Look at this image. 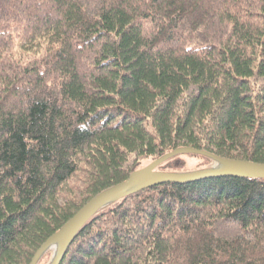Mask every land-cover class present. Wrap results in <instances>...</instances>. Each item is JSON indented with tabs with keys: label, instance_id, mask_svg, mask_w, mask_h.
<instances>
[{
	"label": "trees",
	"instance_id": "trees-1",
	"mask_svg": "<svg viewBox=\"0 0 264 264\" xmlns=\"http://www.w3.org/2000/svg\"><path fill=\"white\" fill-rule=\"evenodd\" d=\"M180 148L264 164V0H0V264ZM60 264H264V179L130 194Z\"/></svg>",
	"mask_w": 264,
	"mask_h": 264
},
{
	"label": "water",
	"instance_id": "water-1",
	"mask_svg": "<svg viewBox=\"0 0 264 264\" xmlns=\"http://www.w3.org/2000/svg\"><path fill=\"white\" fill-rule=\"evenodd\" d=\"M178 155L208 157L213 160V165L209 169L189 173H163L155 171L163 162ZM219 177L264 179V164L226 160L200 150L189 148L174 150L152 161L146 167L134 171L123 183L89 200L60 230L49 237L37 249L29 264H37L42 256L51 249H53V252L48 264H60L67 248L89 219L101 209L130 194L167 183L188 184ZM56 245L57 248H55Z\"/></svg>",
	"mask_w": 264,
	"mask_h": 264
},
{
	"label": "rangeland",
	"instance_id": "rangeland-1",
	"mask_svg": "<svg viewBox=\"0 0 264 264\" xmlns=\"http://www.w3.org/2000/svg\"><path fill=\"white\" fill-rule=\"evenodd\" d=\"M184 159H185V163H186V166H187L188 169L196 168V166L198 165V161L197 160H193V159H189V158H184ZM50 251L53 252L52 249Z\"/></svg>",
	"mask_w": 264,
	"mask_h": 264
},
{
	"label": "bare ground",
	"instance_id": "bare-ground-1",
	"mask_svg": "<svg viewBox=\"0 0 264 264\" xmlns=\"http://www.w3.org/2000/svg\"><path fill=\"white\" fill-rule=\"evenodd\" d=\"M55 248H57V245L55 246ZM53 250V249H52Z\"/></svg>",
	"mask_w": 264,
	"mask_h": 264
}]
</instances>
